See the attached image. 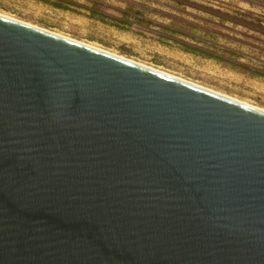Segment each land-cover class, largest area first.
Segmentation results:
<instances>
[{"label": "water", "instance_id": "95a60500", "mask_svg": "<svg viewBox=\"0 0 264 264\" xmlns=\"http://www.w3.org/2000/svg\"><path fill=\"white\" fill-rule=\"evenodd\" d=\"M0 264H264V110L0 14Z\"/></svg>", "mask_w": 264, "mask_h": 264}, {"label": "rangeland", "instance_id": "374dc122", "mask_svg": "<svg viewBox=\"0 0 264 264\" xmlns=\"http://www.w3.org/2000/svg\"><path fill=\"white\" fill-rule=\"evenodd\" d=\"M0 13L264 109V0H0Z\"/></svg>", "mask_w": 264, "mask_h": 264}, {"label": "bare ground", "instance_id": "6f19581e", "mask_svg": "<svg viewBox=\"0 0 264 264\" xmlns=\"http://www.w3.org/2000/svg\"><path fill=\"white\" fill-rule=\"evenodd\" d=\"M0 14L3 15V16H6V17H8V18H12V19L19 20V19L15 18V17H12V16L7 15V14H2V13H0ZM19 21L22 22V20H19ZM23 22H25V21H23ZM26 23H27V22H26ZM27 24H28V23H27ZM29 24H31V23H29ZM31 25H33V24H31ZM34 26H36V25H34ZM36 27H38V26H36ZM43 29H45V28H43ZM45 30L47 31L48 29H45ZM49 31H50V32H53V31H51V30H48V32H49ZM53 33H56V32H53ZM57 34H58V33H57ZM63 36H64V35H63ZM67 38H69V37H67ZM69 39H70V38H69ZM76 41H77V40H76ZM77 42H79V41H77ZM79 43L86 44L87 42H86V43L79 42ZM86 45L91 46V47H93V48H97V49H99V50H103V51H106V52L112 53V52H110V51H107V50L101 49V48L96 47V46L91 45V44H86ZM112 54L117 55V56L122 57V58H125V59H129V60H131V61L133 60V59H130V58L124 57V56H122V55H118V54H115V53H112ZM133 61H135V60H133ZM140 64H141V63H140ZM142 65H145V64H142ZM145 66H148V65H145ZM148 67H151V66H148ZM151 68H152V67H151ZM154 69H157V68H154ZM157 70H160V69H157ZM160 71H162V70H160ZM162 72L165 73V74H168V75H170V76H172V77H174V78H178V79H181V80H185V79H183V78H181V77L175 76V75H173V74H169V73H167V72H165V71H162ZM185 81L190 82V83H192V84H195V82L193 83V82L188 81V80H185ZM195 85L201 86V85H199V84H195ZM201 88H205V89H207V90L214 91V90H212V89H210V88H207V87H204V86H201ZM214 92H216V91H214ZM216 93L221 94V95H224V96H227V95L222 94V93H219V92H216ZM227 97H229V98H233V97H230V96H227ZM233 99H235V98H233ZM235 100H237V98H236ZM238 101H240V100H238ZM240 102H242V103H244V104H248V105L253 106V107H256V106H254V105H251V104L246 103V102H243V101H240ZM256 108H258V109H260V110H264V109L259 108V107H256Z\"/></svg>", "mask_w": 264, "mask_h": 264}, {"label": "trees", "instance_id": "16d2710c", "mask_svg": "<svg viewBox=\"0 0 264 264\" xmlns=\"http://www.w3.org/2000/svg\"><path fill=\"white\" fill-rule=\"evenodd\" d=\"M65 2V1H64ZM61 5H58V7H60ZM62 7V6H61Z\"/></svg>", "mask_w": 264, "mask_h": 264}]
</instances>
